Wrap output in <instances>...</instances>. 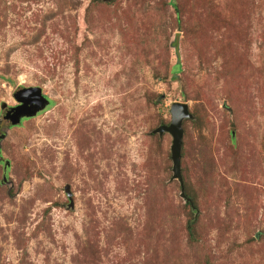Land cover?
<instances>
[{
    "label": "rangeland",
    "instance_id": "obj_1",
    "mask_svg": "<svg viewBox=\"0 0 264 264\" xmlns=\"http://www.w3.org/2000/svg\"><path fill=\"white\" fill-rule=\"evenodd\" d=\"M94 1L0 0V108L51 101L0 112V264H264V0ZM177 101L197 241L171 136L147 137Z\"/></svg>",
    "mask_w": 264,
    "mask_h": 264
},
{
    "label": "water",
    "instance_id": "obj_2",
    "mask_svg": "<svg viewBox=\"0 0 264 264\" xmlns=\"http://www.w3.org/2000/svg\"><path fill=\"white\" fill-rule=\"evenodd\" d=\"M22 91H25L24 93ZM13 95L19 105L14 108H10L4 112V119L9 120L10 125H16L20 122L22 117H33L39 111L46 108L49 104V99L46 98L42 89L39 86L24 87L19 85L13 92ZM6 103L1 105L3 108ZM13 112L10 113V111ZM170 121L167 124L158 125L152 130V133H168L171 136L170 145V158L172 161V176L171 178L176 179L180 184V196L185 201H190V198L184 194L183 179L181 173V148L183 143V121L185 119H192L193 115L189 111L187 102H173L169 107ZM5 135H0V138ZM2 156L0 153V160ZM10 165L8 159L4 160V170ZM3 179H6L5 173L3 174ZM68 197H70L69 185L65 186Z\"/></svg>",
    "mask_w": 264,
    "mask_h": 264
},
{
    "label": "trees",
    "instance_id": "obj_3",
    "mask_svg": "<svg viewBox=\"0 0 264 264\" xmlns=\"http://www.w3.org/2000/svg\"><path fill=\"white\" fill-rule=\"evenodd\" d=\"M95 1H97V0H95ZM94 1V2H95ZM98 2V1H97ZM172 5L175 7V10L177 11V12H179L178 11V9H177V7H176V5H175V3H174V1H172ZM175 75H173V77H174ZM184 89V88H183ZM182 89V91H181V93H182V95L183 96H185L186 97V99L188 98V95H186V93H185V90H183ZM190 111V110H189ZM191 112V111H190ZM192 113V112H191ZM192 115H193V118H194V116H195V118H194V121H197L198 119H199V117H198V114L196 113V112H194L193 111V113H192ZM193 118L192 119H188V120H193ZM161 124H167V123H165L164 121H159L158 122V124L157 125H161ZM157 125H156V127H157ZM155 127V128H156ZM182 127H183V124H182ZM155 128H153V129H155ZM152 129V130H153ZM152 130H151V134L150 133H148L147 134V137H153V136H157L158 137V135L159 136H161L160 134H158V133H152ZM183 135H184V128H183ZM183 144V143H182ZM181 151H182V148H181ZM182 154V153H181ZM199 156H201V157H203V161H205L203 164H202V166H201V168L203 169L204 168V171H206V173L207 174H210V175H212V173L210 172V170H209V162H207L206 161V157H207V154H206V151H205V149H203V148H200V150H199ZM182 156V155H181ZM213 161V160H212ZM10 166V165H9ZM9 167H7V169H8ZM181 173H182V167H181ZM182 179H183V187H184V194L186 195V196H188L189 198H190V201H185V208H188L189 210H190V212H191V215L189 216V218L187 219V221H186V230H187V233H188V236H189V239L191 240V241H197V240H199L200 238H202V229H199V227H201L202 226V220H201V217H200V215L198 214V212H199V206L197 205L198 204V202H197V200L194 198V197H191V194H189V192H185V180H184V178H183V175H182ZM179 183V182H178ZM179 188H180V184H179ZM252 239H254V237H252Z\"/></svg>",
    "mask_w": 264,
    "mask_h": 264
},
{
    "label": "flooded vegetation",
    "instance_id": "obj_4",
    "mask_svg": "<svg viewBox=\"0 0 264 264\" xmlns=\"http://www.w3.org/2000/svg\"><path fill=\"white\" fill-rule=\"evenodd\" d=\"M24 86V85H23ZM24 87H30V86H24ZM23 93L25 92V91H22ZM43 93V92H42ZM43 95L46 97V98H48L44 93H43ZM13 97H14V95H13ZM14 99H15V97H14ZM15 104H13V105H5L3 108H0V112L2 113V112H5L6 110H8V109H10V108H14V107H16L17 105H19V102H17L16 101V99H15ZM51 102V101H50ZM50 102H49V104H50ZM49 104L46 106V107H48L49 106ZM46 108H44L43 110H45ZM11 110V109H10ZM43 110H41V111H39L38 113H40V112H42ZM13 112V109H12V111H10V113H12ZM37 113V114H38ZM36 114V115H37ZM35 115V116H36ZM34 117V116H33ZM27 118H30V117H22L21 119H20V122L18 123V124H16V125H10V123H9V120H7V119H3L7 124H8V127H11V126H17V125H19L20 123H21V121L22 120H24V119H27ZM0 124H1V120H0ZM4 133H0V135H3ZM4 137H2V139H3ZM1 138H0V140H2ZM0 153H1V156H2V158H1V160H0V163L2 164V168H3V170H4V160H6L4 157H3V155H2V149H1V145H0ZM7 167H9V165L7 166ZM7 170V168L4 170V171H6ZM4 174V173H3ZM2 182L3 183H7L8 182V179L6 178V179H3L2 178Z\"/></svg>",
    "mask_w": 264,
    "mask_h": 264
}]
</instances>
